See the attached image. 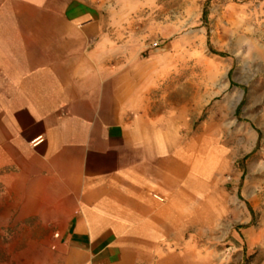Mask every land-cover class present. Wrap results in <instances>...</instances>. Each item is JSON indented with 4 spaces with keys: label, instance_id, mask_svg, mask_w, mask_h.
Returning <instances> with one entry per match:
<instances>
[{
    "label": "crops",
    "instance_id": "obj_1",
    "mask_svg": "<svg viewBox=\"0 0 264 264\" xmlns=\"http://www.w3.org/2000/svg\"><path fill=\"white\" fill-rule=\"evenodd\" d=\"M149 80L88 0H0V264H196L206 173Z\"/></svg>",
    "mask_w": 264,
    "mask_h": 264
},
{
    "label": "rangeland",
    "instance_id": "obj_2",
    "mask_svg": "<svg viewBox=\"0 0 264 264\" xmlns=\"http://www.w3.org/2000/svg\"><path fill=\"white\" fill-rule=\"evenodd\" d=\"M88 3L118 51L146 62L149 108L179 123L206 173L181 247L196 264H264V0Z\"/></svg>",
    "mask_w": 264,
    "mask_h": 264
},
{
    "label": "built area",
    "instance_id": "obj_3",
    "mask_svg": "<svg viewBox=\"0 0 264 264\" xmlns=\"http://www.w3.org/2000/svg\"><path fill=\"white\" fill-rule=\"evenodd\" d=\"M56 237H58V235H55Z\"/></svg>",
    "mask_w": 264,
    "mask_h": 264
}]
</instances>
